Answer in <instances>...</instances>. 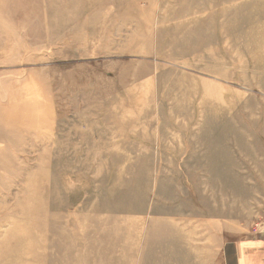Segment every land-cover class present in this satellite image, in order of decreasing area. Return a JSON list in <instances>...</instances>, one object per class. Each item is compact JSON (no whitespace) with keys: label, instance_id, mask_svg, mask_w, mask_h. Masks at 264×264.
Here are the masks:
<instances>
[{"label":"rangeland","instance_id":"rangeland-1","mask_svg":"<svg viewBox=\"0 0 264 264\" xmlns=\"http://www.w3.org/2000/svg\"><path fill=\"white\" fill-rule=\"evenodd\" d=\"M248 237L264 0H0V264H220Z\"/></svg>","mask_w":264,"mask_h":264},{"label":"crops","instance_id":"crops-1","mask_svg":"<svg viewBox=\"0 0 264 264\" xmlns=\"http://www.w3.org/2000/svg\"><path fill=\"white\" fill-rule=\"evenodd\" d=\"M220 264H264V240L248 237L222 245Z\"/></svg>","mask_w":264,"mask_h":264},{"label":"bare ground","instance_id":"bare-ground-1","mask_svg":"<svg viewBox=\"0 0 264 264\" xmlns=\"http://www.w3.org/2000/svg\"><path fill=\"white\" fill-rule=\"evenodd\" d=\"M57 162H59V160H56ZM56 162V163H57ZM53 207V206H52ZM59 207L58 206H56L55 207V210H57ZM45 212H47V211H45V210H42V209H40L39 211H38V215H36L37 216V222H33L32 224H35L34 226H32V228L33 229H35L36 230V232L37 233H39L40 234V232L42 231V230H45L44 229V227L46 226L44 223H43V221L45 220V218H46V215H45ZM56 219V218H55ZM54 223V220L51 222V224L49 225V227H50V229H51V232H53V234H56L57 233V231L54 229V226L56 225L55 223ZM82 226V225H81ZM83 233V232H82ZM64 234H66V233H64ZM75 234H77V233H75V231L74 230H71V232L69 233V234H66V236L67 237H69V238H72V239H74L75 238ZM81 236H83V234H81ZM40 237H42V235H40ZM40 240H42V239H40ZM50 240V242H49V244H45V242L44 243H41V242H39L38 241V243L37 242H35L34 240H33V243L35 242V243H37L38 245L40 244L41 246H42V248H41V246H40V249L39 250H41V249H43V250H45V247L46 246H52V247H54L53 245L55 244V242L53 241V239L51 238V239H48V240H45V241H49ZM78 247H83V243H81V242H78ZM75 248L74 247H72V245L70 246V250L69 251H76V250H74ZM32 252H31V250H29L28 251V254H31ZM15 259H14V262L16 263V264H23V262H21V258L19 257V255H18V253H17V256H15L14 257ZM61 263H62V260H61Z\"/></svg>","mask_w":264,"mask_h":264}]
</instances>
